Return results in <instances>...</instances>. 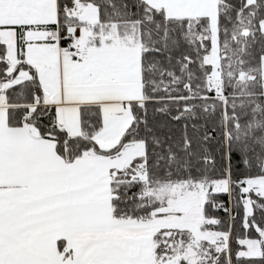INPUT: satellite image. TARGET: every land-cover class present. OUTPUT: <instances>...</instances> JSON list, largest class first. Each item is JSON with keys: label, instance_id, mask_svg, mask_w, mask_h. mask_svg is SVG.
Here are the masks:
<instances>
[{"label": "snow or ice", "instance_id": "6c2138e0", "mask_svg": "<svg viewBox=\"0 0 264 264\" xmlns=\"http://www.w3.org/2000/svg\"><path fill=\"white\" fill-rule=\"evenodd\" d=\"M0 264H264V0H0Z\"/></svg>", "mask_w": 264, "mask_h": 264}]
</instances>
